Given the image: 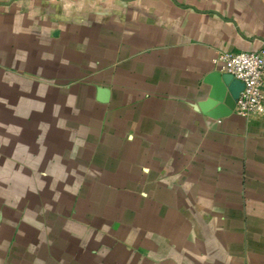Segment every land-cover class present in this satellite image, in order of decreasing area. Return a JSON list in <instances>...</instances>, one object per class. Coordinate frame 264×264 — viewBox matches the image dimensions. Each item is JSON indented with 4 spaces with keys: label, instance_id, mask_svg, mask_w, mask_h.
I'll return each mask as SVG.
<instances>
[{
    "label": "crops",
    "instance_id": "crops-1",
    "mask_svg": "<svg viewBox=\"0 0 264 264\" xmlns=\"http://www.w3.org/2000/svg\"><path fill=\"white\" fill-rule=\"evenodd\" d=\"M263 48L264 0H0V95L30 123L0 137V264L125 261L136 244L140 264H264V112L213 118L207 82L218 54ZM44 115L76 124L107 199L129 201L52 233L22 171L55 131Z\"/></svg>",
    "mask_w": 264,
    "mask_h": 264
},
{
    "label": "rangeland",
    "instance_id": "rangeland-1",
    "mask_svg": "<svg viewBox=\"0 0 264 264\" xmlns=\"http://www.w3.org/2000/svg\"><path fill=\"white\" fill-rule=\"evenodd\" d=\"M0 97V137H3L4 139H9L10 137L14 138V134H12L13 131L10 129L14 127L23 128L21 127L22 123L25 125L30 123L26 122L25 120L19 121L18 118L15 119V116H10V113L5 111V108H12L10 106V102L5 101L7 94L4 93L0 95ZM49 117L50 120L45 115L35 119V123H39L38 126L40 130L47 129V125L49 124L51 125H49L51 127L49 128L50 131L56 129L53 127L57 126V120L55 121L53 116ZM73 123L74 122L71 120H67L65 122L68 130L65 136L59 135L58 131L56 130V132L48 131L49 133L44 131L43 134L39 132L40 137H38L39 134L36 133V140L40 138L39 140L41 142L43 140L45 145L43 144V147H41V142H39L37 144L35 143L36 146L34 148L24 150L29 154L30 158L36 159L37 163L35 167L28 164V167L25 166L22 169L25 182L29 188L33 187L34 189L33 193L35 206H42L44 201L42 196L43 193H46L50 198L49 200L51 201L52 208V233L54 232V228H56L57 231L58 227L56 224H58V218L60 216L70 220L67 223L68 226H73L77 223L84 224L83 221L91 220V216H89L90 213L88 211L87 213L86 211H81L80 206L83 204V206H89V204H97L96 201H98L99 204L103 205H121L126 203L128 200V197L121 195L122 192L117 191V189H114V195H111L108 192L111 196L107 199V193H104V190L106 187L113 189L112 185L114 182L105 180V174L101 170L102 168H100L97 164L94 165V163H92L93 155L92 150L89 147L90 144L87 143V141L83 143V146L82 143H79L80 140H78L73 133L74 129L76 128V124ZM14 124L17 126H14ZM42 135L44 136L43 138ZM38 144L40 147L37 146ZM21 164L22 163H20V165ZM10 165L15 166L12 164ZM6 167L9 168V176L10 173L16 168L13 167L11 170V167ZM102 167L106 168L105 165ZM31 169H33V172ZM5 182L6 184H9V182ZM46 201L47 198H45L44 202L46 203ZM60 208L65 210L64 214L56 212ZM75 210H78V213H76ZM121 217L122 213H116V221H118V223H120L122 220ZM56 238H58V236H56ZM107 246L104 244V242H100V252L104 253L106 252L105 249L110 250L117 247L116 245L112 246V244ZM121 254L122 253L120 250L117 249L115 250L113 256L114 260L111 258L107 260L102 259V261L100 260L98 264H140L137 254V244L135 248L132 246L131 259H125V261H122V257L120 256Z\"/></svg>",
    "mask_w": 264,
    "mask_h": 264
},
{
    "label": "built area",
    "instance_id": "built-area-1",
    "mask_svg": "<svg viewBox=\"0 0 264 264\" xmlns=\"http://www.w3.org/2000/svg\"><path fill=\"white\" fill-rule=\"evenodd\" d=\"M214 63L220 71L233 74L245 85L237 101L236 113L247 117L264 112V48L224 52L214 58Z\"/></svg>",
    "mask_w": 264,
    "mask_h": 264
},
{
    "label": "water",
    "instance_id": "water-1",
    "mask_svg": "<svg viewBox=\"0 0 264 264\" xmlns=\"http://www.w3.org/2000/svg\"><path fill=\"white\" fill-rule=\"evenodd\" d=\"M207 82L212 85L209 106H215L213 118L220 119L235 113L237 101L244 90L245 85L233 74L220 70L213 71L207 77ZM100 99L106 100L108 90L99 91Z\"/></svg>",
    "mask_w": 264,
    "mask_h": 264
}]
</instances>
